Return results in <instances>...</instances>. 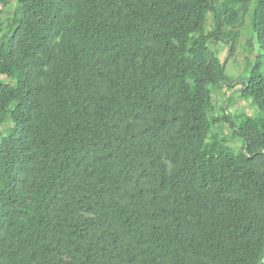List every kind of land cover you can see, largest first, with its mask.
I'll list each match as a JSON object with an SVG mask.
<instances>
[{
    "label": "trees",
    "instance_id": "16d2710c",
    "mask_svg": "<svg viewBox=\"0 0 264 264\" xmlns=\"http://www.w3.org/2000/svg\"><path fill=\"white\" fill-rule=\"evenodd\" d=\"M11 2L0 264H264V0Z\"/></svg>",
    "mask_w": 264,
    "mask_h": 264
},
{
    "label": "rangeland",
    "instance_id": "374dc122",
    "mask_svg": "<svg viewBox=\"0 0 264 264\" xmlns=\"http://www.w3.org/2000/svg\"><path fill=\"white\" fill-rule=\"evenodd\" d=\"M10 2L9 5H7V7H10L12 6V2L11 0H7ZM223 0H219V2H221ZM3 10V8L0 6V11ZM3 18H5V14L2 15ZM209 30L211 29V24H212V16L210 15L209 18ZM246 41V38H244L241 43H244ZM257 47V46H256ZM221 48H222V51H221V59L222 61H225L227 59V48L222 46L221 45ZM258 49V48H257ZM259 55V51L256 50L253 54H245L242 52V49L241 47H238L237 49V52L235 54V56L233 58H231L229 61H228V65L226 66V77L228 79H230V81L233 82V85L232 87H234V91L236 90H240L241 89V85L240 84H237L239 82L242 81V79L245 78V74H244V71H243V68H244V65L246 62H249V63H255L256 62V57ZM261 71L262 73H264V63H262V66H261ZM228 84V82H226ZM229 85V84H228ZM225 91V89L223 90ZM227 93V92H226ZM231 93H227V95H230ZM221 96V95H220ZM248 101L246 100H239L238 101V104L231 108L230 109V112L232 111H238L240 110V108L242 109V111L244 110V112L248 113L250 112V109L248 108ZM218 104H222V98L218 101ZM213 105H214V102H213ZM219 105H216L219 106ZM221 106V105H220ZM237 112V113H238ZM14 124V119L11 118L8 122V127H12ZM223 134L224 135H227V134H230L228 132V128L225 127V129L223 130ZM237 146V144H236ZM2 191V188L0 186V192Z\"/></svg>",
    "mask_w": 264,
    "mask_h": 264
}]
</instances>
